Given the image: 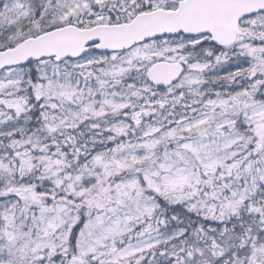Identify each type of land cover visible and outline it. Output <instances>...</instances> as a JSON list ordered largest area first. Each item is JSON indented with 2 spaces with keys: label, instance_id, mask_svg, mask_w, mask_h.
<instances>
[{
  "label": "snow or ice",
  "instance_id": "snow-or-ice-1",
  "mask_svg": "<svg viewBox=\"0 0 264 264\" xmlns=\"http://www.w3.org/2000/svg\"><path fill=\"white\" fill-rule=\"evenodd\" d=\"M0 264H264V0H0Z\"/></svg>",
  "mask_w": 264,
  "mask_h": 264
}]
</instances>
